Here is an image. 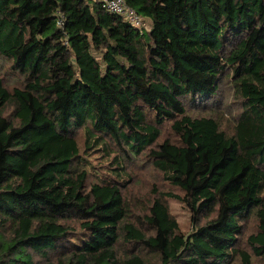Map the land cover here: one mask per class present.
<instances>
[{"label": "trees", "instance_id": "1", "mask_svg": "<svg viewBox=\"0 0 264 264\" xmlns=\"http://www.w3.org/2000/svg\"><path fill=\"white\" fill-rule=\"evenodd\" d=\"M124 3L0 0V264L264 263V0Z\"/></svg>", "mask_w": 264, "mask_h": 264}, {"label": "rangeland", "instance_id": "2", "mask_svg": "<svg viewBox=\"0 0 264 264\" xmlns=\"http://www.w3.org/2000/svg\"><path fill=\"white\" fill-rule=\"evenodd\" d=\"M223 92L228 95L229 89H226V87H225V90ZM224 99H226L227 102H220L217 107H218L220 112L228 113L227 110H228L229 104H231V106L234 107L235 106V100H233V98L231 96H229V97L226 96ZM236 111L237 110L232 111L233 116L236 115ZM93 163L95 166L99 165V163L98 162L96 163V161H94ZM133 171L136 173V175H132V177H133L132 180L135 182V185H137V183L139 184V186L136 188L138 191V193H137L138 198H144V200H143L144 203L146 202V199L149 198L148 197L149 195H150L151 199L154 198V196H152V192H151L150 188H149V190L146 189L144 192H141V191L143 188H145V185H147L149 181H151L152 183H158V180L154 176H151V174H149L147 171L141 172L137 168H133ZM167 189L168 188L166 186L161 188V190L163 192H166V193L170 191ZM168 204H169L171 213L175 217V219L178 221L181 230L185 233L190 232L191 231L190 213L187 211V209L185 207H183V205L177 203L174 200H169ZM134 211L138 214V212L141 210H135L134 209ZM143 218H144V214H141V215L132 214L130 221L136 225H140V223L143 222ZM127 249H130V248L125 246L124 243H120L118 245V250H119L121 255L126 254ZM258 264H264V263L259 261Z\"/></svg>", "mask_w": 264, "mask_h": 264}, {"label": "built area", "instance_id": "3", "mask_svg": "<svg viewBox=\"0 0 264 264\" xmlns=\"http://www.w3.org/2000/svg\"><path fill=\"white\" fill-rule=\"evenodd\" d=\"M106 9L111 13L127 17L131 22L135 24H139L137 17L133 12H131V10L127 8L124 0H107ZM59 25L62 26V23L60 22Z\"/></svg>", "mask_w": 264, "mask_h": 264}, {"label": "clouds", "instance_id": "4", "mask_svg": "<svg viewBox=\"0 0 264 264\" xmlns=\"http://www.w3.org/2000/svg\"><path fill=\"white\" fill-rule=\"evenodd\" d=\"M107 1V0H106Z\"/></svg>", "mask_w": 264, "mask_h": 264}]
</instances>
